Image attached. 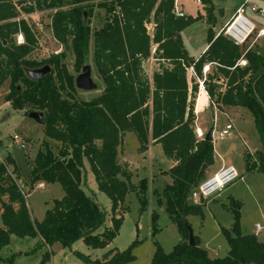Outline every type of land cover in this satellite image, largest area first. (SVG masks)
I'll return each mask as SVG.
<instances>
[{
    "label": "trees",
    "instance_id": "trees-1",
    "mask_svg": "<svg viewBox=\"0 0 264 264\" xmlns=\"http://www.w3.org/2000/svg\"><path fill=\"white\" fill-rule=\"evenodd\" d=\"M213 1L201 0L204 16L178 18L175 0H0V88L8 83L4 102L14 111L42 113L44 136L60 144L55 155L46 141L42 143L33 160L30 184L57 183L64 193L37 221L12 172L8 174L0 164V251L9 245L11 236L37 238L39 242L30 253L54 244L70 249L78 240L92 249L108 247L119 234L127 210L122 205L129 193L136 194L139 212L146 210L147 180L132 184L131 173L118 162L123 138L132 133L139 144L138 153L146 152L150 143L157 144L163 156L174 163L163 173L169 183L155 195L181 240L169 253L155 243L150 264H264V233L262 241L253 234H242L241 203L233 198L228 205L232 226L220 229L228 245L226 256L209 258L196 236L195 246L188 244L187 229L191 226L187 218H202L205 205L195 204L189 197L214 162L212 141L197 140L193 128L199 88L196 80L217 110L239 107L250 113L262 151L255 153V161L249 153L244 154L245 170L264 175V49L257 43L249 46L257 29L242 46L233 45L221 32L216 35L211 29L216 23ZM95 2L104 17L100 28L91 34L89 22L83 23V13L91 17ZM39 13H50L51 34L64 51L36 61L31 56L37 39L27 17ZM200 20L209 26L207 48L194 59L181 34ZM148 25H152L151 34ZM90 39L93 65L103 89L95 98L80 101L75 96V78L62 60L65 52H70L74 69L79 71ZM150 58L159 63V69L149 78L143 64ZM44 65L53 67L49 74L38 81L27 78V70ZM206 66L210 70L204 74ZM188 70L194 75L190 81ZM84 160L97 191L111 204L110 226L101 233L96 231L107 216L82 189ZM5 163L15 171L10 158ZM3 196H7V203L1 200ZM156 222L157 214L153 213V237L158 233ZM138 245L134 240L124 251L108 250L96 260L75 255L85 264H129L135 260L133 250ZM49 259L50 253L45 252L39 264ZM13 261V256L0 258L8 264Z\"/></svg>",
    "mask_w": 264,
    "mask_h": 264
},
{
    "label": "rangeland",
    "instance_id": "rangeland-1",
    "mask_svg": "<svg viewBox=\"0 0 264 264\" xmlns=\"http://www.w3.org/2000/svg\"><path fill=\"white\" fill-rule=\"evenodd\" d=\"M221 3L225 5L224 9L229 14V9L233 8L231 7L233 0H221ZM254 3L257 6H259L258 3H263L264 6V2L261 1H254ZM96 4L97 2L94 3L91 17L86 16V23L89 22L91 34L96 29L100 28L103 23L104 11L99 9ZM177 5L178 7H182L191 17L196 15L199 16L204 9V5L202 3L200 6L196 5L195 0H177ZM221 12V10H218L217 13L214 14L216 19L220 18L218 21L216 20V23L211 27L214 32H218L224 27H222V25L225 20L221 19L223 17ZM247 12L249 11H246V15L254 24H257L258 27L264 26V17H260L253 13L247 14ZM49 15L50 13H39L30 18L27 17V23L32 27L33 33L37 39V47L31 56L32 59L36 61L49 59L64 51L62 46L54 40L51 34L49 28ZM254 15H257V17ZM186 17L188 16L184 14V18ZM147 28L148 32L151 34L152 25H148ZM208 28L209 26H207L205 22H200L191 25L185 32L183 31L184 33L182 36L186 43L185 48L190 52V56L201 46L202 41L206 38V31ZM256 34L249 40L250 43L254 39H258L256 38ZM20 40L18 36L17 42ZM261 42L258 47H262L261 49L263 50L264 41L262 40ZM154 48L153 46L152 53ZM62 62L74 78L80 74L81 69L79 71H75L74 69V57L70 52H65V57ZM156 64L158 63L155 59H149L144 63L143 69L146 75L151 76L152 71L157 69V67H155ZM83 65H89L91 67V78L96 84V90L84 92L76 89L75 96L77 100L88 101L101 94L103 89V84L93 65L92 39H90L88 53ZM49 66L53 68L51 65ZM7 93L8 83L0 88V159L6 161L10 158L15 164V171H13L12 166H9V171L12 172L19 189L25 194V200L30 214L35 220L41 221L46 210L52 207L53 201L60 200L64 193L57 183H36L31 185L30 171L34 157L42 148V143L44 141L49 144L55 155L58 152L60 144L48 140L44 136L43 126L25 117L26 110H12L10 105L5 103L3 99ZM200 104L201 101L199 102V105ZM243 111L245 114L242 116V120L237 121L240 125L238 129L239 132L237 131L238 133H235L232 131L231 137L228 139L226 138L224 142H214L218 150L224 151L228 144H230L229 147H231L229 151L238 148L241 149L239 155L235 154L230 156L233 167L239 174L240 179L219 193V197L216 198L215 201H212V199L208 200V204L204 205L202 208V218L188 217V222L194 232L193 235L202 239V244L200 246L208 252L209 258L211 259L223 258L228 251V245L220 229H229L233 223L232 214L228 207L229 193L231 192L229 191L230 188L236 190L242 198V207L240 211L242 213L241 221L245 231L244 233H253L257 230L256 224H259L262 226V230L258 232V239L260 241L263 240L264 176L256 172L246 173L244 159V153L247 148L249 151L253 152V149L255 147L258 148V145H261V143L254 128L250 113L246 109ZM208 120L210 129L213 122L211 115H209ZM224 126L223 121H219V124L215 126L213 134L216 131H221ZM13 136L19 138L20 143L24 145L23 148L13 139ZM243 144L245 145L243 146ZM138 148L139 144L135 135L132 133L125 135L119 151L118 162L131 173L132 184L137 185L140 179L147 180L146 210L140 213V205L136 194L133 192L129 193L122 205V209L125 207L127 210L123 214L124 219L119 234L108 247L105 249H92L85 246L81 240H78L70 249L62 248L59 244H54L52 247H42L30 253L37 245V239H20L11 236L9 245L0 251V258L7 259L13 256L14 261L12 264H39L42 255L45 252H49L50 259L45 264H85L75 253L87 256L91 260L101 259L103 254L108 250L124 251L134 240H137L139 245L133 250L135 260L129 264H150L151 258L155 252V243L160 246L164 253H169L172 248L180 242L181 238L176 226L171 223L169 216L166 214L164 206L159 207L157 205V197L155 195L156 192L161 193L165 185L169 183V180L166 181L165 177L160 174L161 171L168 170V160L163 156L160 147L152 149L150 156L148 155L145 158L142 154L138 153ZM83 175V191L98 204L100 209L105 212L107 216L104 225L96 231V233H101L104 227L110 226V219L112 217L110 200L106 195L97 191L94 176L86 160H84ZM250 175L254 176L249 177ZM247 178L249 179L247 180ZM39 185H42V187H39ZM1 200L5 203L8 202L7 196H3ZM14 207L16 206L14 205ZM153 213L157 214L156 223L158 228V233L154 237L151 235V219ZM0 227H2L1 216ZM0 264L8 263L1 262Z\"/></svg>",
    "mask_w": 264,
    "mask_h": 264
},
{
    "label": "crops",
    "instance_id": "crops-1",
    "mask_svg": "<svg viewBox=\"0 0 264 264\" xmlns=\"http://www.w3.org/2000/svg\"><path fill=\"white\" fill-rule=\"evenodd\" d=\"M244 1L245 0H233V4H232V6L231 7H233V8H230L229 9V11H230V13L228 14L227 13V11L224 9V4L223 3H221V0H214L213 1V5H214V7H215V12H214V14L215 13H217V11L218 10H221L222 11V20H225V22H224V24L222 25V27L231 19V17L234 15V13H235V11H236V9L242 4V3H244ZM254 1H259V0H254ZM253 1V2H254ZM262 2V1H261ZM258 7H260V8H263L264 9V6H263V3H258ZM174 7H175V9L177 10V11H181L182 13H184L185 15H187V16H191L190 14H187L186 12H185V10L182 8V7H178V5H177V0H175V5H174ZM248 13H251V12H247V14ZM254 14V13H253ZM200 16H204V11L203 12H201L200 14H199ZM258 15V14H257ZM257 15H254L255 17H257ZM197 16V15H196ZM196 16H193V17H196ZM260 16V15H259ZM260 17H264V15L263 16H260ZM220 18H218V19H216L217 21L219 20ZM200 22H202V23H204V20H200L199 22H197V23H200ZM197 23H195V24H197ZM195 24H193V25H195ZM255 26H256V29L257 30H260V29H264V26H260V27H258L257 26V24H255ZM221 27V28H222ZM187 30V29H186ZM186 30H184V32L186 31ZM221 30H219L218 32H214L216 35H218L219 34V32H220ZM184 32H182V34L184 33ZM181 34V35H182ZM182 38H183V36H182ZM264 41V36H262V37H259L257 40H253L251 43H250V45L249 46H253V44L254 43H257L258 45H259V43L261 42V41ZM183 42H184V45H185V47H186V43H185V41H184V39H183ZM262 43V42H261ZM206 48H207V42H206V38L204 39V41H202V44H201V46L198 48V49H196L195 51H194V54L192 55V56H190V52L188 51V54H189V56L190 57H192V58H194V59H197L205 50H206ZM150 59H153V58H150ZM148 61V60H147ZM157 62V61H156ZM158 63V62H157ZM144 65V64H143ZM155 67H157V69H155V70H153L152 71V73L154 72V71H157L158 69H159V63L158 64H156L155 65ZM210 70V68H209V66H206L205 67V69H204V74H206L208 71ZM152 75V74H151ZM149 78L151 77V76H148ZM187 77H188V80L190 81L191 79H194V75H193V73H192V70H188V72H187ZM197 81V83H199V88H198V91H197V93H196V95H195V99H194V115H195V120H194V124H193V128H194V131H195V133H196V131L197 130H199L200 132H202L204 135L209 131V120H208V118H209V115H211L212 116V120H213V122H212V126L211 127H213V131H214V129H215V126H216V124L218 125L219 124V121H223V123H224V125L226 126V125H228V124H230L231 126H232V131H234L235 133H238L239 131H238V129H239V127H240V125L238 124V120H242V116H244V108H239V107H223V108H221V110H217L211 103H210V101H209V99H208V97H207V95H206V93H205V91H204V88H203V86H202V83L200 82V81H198V80H196ZM189 86H191V84L189 83ZM203 94V95H202ZM202 97V100H200L201 101V104L199 105L198 104V100H199V98H201ZM198 106V107H197ZM224 126V127H225ZM222 130V129H221ZM232 131H231V133H232ZM238 131V132H237ZM216 132H219V131H216ZM231 137V134H230V136L228 137V138H230ZM227 138V139H228ZM226 141V140H225ZM214 142H219V141H212V145H213V153H214V162H213V164L208 168V170H207V172H206V174H207V176H211V175H213V174H215L221 167H224V166H230V167H233V164H232V160H231V155H239L240 153H241V149L240 148H238V149H233L232 151H229V148H231V147H229L230 146V144H228V145H226L227 146V148L226 149H224V151H222V150H218L217 148H216V144H214ZM222 142H224V141H222ZM245 144H243V146H244ZM261 145L259 144L258 145V148H254L253 149V152H251V151H249V149L247 148L246 149V152L247 153H249V155L251 156V159H252V161H255V153H257V152H260L261 150H262V146L260 147ZM158 147H160L159 145H157V144H151L150 143V145L148 146V149H147V151L146 152H144L143 154H142V156L145 158L146 156H150V152H151V150L152 149H154V148H158ZM235 153H234V152ZM245 152V153H246ZM244 153V154H245ZM168 165H169V168H168V170L171 168V167H173L174 166V163L172 162V161H169L168 160ZM234 168V167H233ZM168 170H165V171H161L160 172V174L162 175V176H164L165 177V179H166V181H168L169 180V178L167 177V176H165V175H163L162 173L163 172H166V171H168ZM254 172H256L257 174H260V175H263V174H261V173H259V172H257V171H254ZM247 173V172H246ZM253 173V172H252ZM252 176H254V175H250L249 177H252ZM264 176V175H263ZM249 178H247V180H248ZM233 185V184H232ZM229 191H231L230 193H229V198H233L234 200H237V201H239L240 203H241V207H242V198H241V196L237 193V191L236 190H234V189H229ZM219 197V194L216 196V197H214V198H212V201H215L216 200V198H218ZM208 204V201H206L205 202V205H207ZM241 209V208H240ZM240 213H241V211H240ZM0 214H1V210H0ZM187 220H188V218H187ZM242 213L240 214V227H241V232H242V234L243 235H255V236H259V234H258V232L259 231H261L262 230V226L261 225H259V224H256V226L258 225L261 229L260 230H255L253 233L252 232H246V233H244L245 231H244V229H243V224H242ZM263 223H264V219H263ZM230 229V228H229ZM257 229V228H256ZM194 233V232H193ZM247 233H249V234H247ZM199 240H200V245L202 244V239H200L198 236H196ZM37 239V238H36ZM38 240V239H37ZM38 242H39V240H38ZM2 259V258H1ZM1 263V262H0Z\"/></svg>",
    "mask_w": 264,
    "mask_h": 264
},
{
    "label": "built area",
    "instance_id": "built-area-1",
    "mask_svg": "<svg viewBox=\"0 0 264 264\" xmlns=\"http://www.w3.org/2000/svg\"><path fill=\"white\" fill-rule=\"evenodd\" d=\"M253 1L254 0H245L244 3H242L236 9L234 15L220 31L223 37H225L235 46L244 45L256 30L254 22L246 15V11L248 10L249 12L258 14L260 16L264 15V9L258 7ZM259 1L264 2V0ZM195 3L196 5L200 6L201 0H195ZM174 14L178 18H184V13L177 11L175 7ZM262 36H264V29L257 31L256 38ZM19 38L21 40L18 43H21L22 37L19 36ZM242 65H244V62H242ZM231 131L232 126L228 124L221 131L215 132L214 134L212 132V141H225L226 138L230 136ZM195 135L197 140H202L204 138V134L199 130L196 131ZM13 139L18 144H20L21 148L24 147V145L20 143V140L17 136H13ZM0 164L5 165L7 173L11 175V172L9 171L10 165H7L3 159H0ZM239 179L240 176L233 167H221L215 174L207 176L206 179L198 186V188L191 192L189 199L195 204L206 202L216 197L219 193L234 184ZM256 228L257 230L261 229L258 225Z\"/></svg>",
    "mask_w": 264,
    "mask_h": 264
},
{
    "label": "water",
    "instance_id": "water-1",
    "mask_svg": "<svg viewBox=\"0 0 264 264\" xmlns=\"http://www.w3.org/2000/svg\"><path fill=\"white\" fill-rule=\"evenodd\" d=\"M86 16L87 13H83V23L86 24ZM5 42H3V45ZM51 71V67L49 65H44L41 68L34 69V70H27L26 76L28 79L32 81H38L43 78L45 75L49 74ZM74 86L77 90L88 92L96 90V84L91 78V67L89 65H83L81 67V72L79 75L76 76L74 80ZM25 117L34 120L37 124L43 126L44 125V118L43 114L35 111H29L25 113ZM212 132L213 127L209 129V131L204 135L203 140L207 142L212 141ZM264 151V149H263ZM188 244L191 247L195 246V240L193 231L190 227H188Z\"/></svg>",
    "mask_w": 264,
    "mask_h": 264
},
{
    "label": "bare ground",
    "instance_id": "bare-ground-1",
    "mask_svg": "<svg viewBox=\"0 0 264 264\" xmlns=\"http://www.w3.org/2000/svg\"><path fill=\"white\" fill-rule=\"evenodd\" d=\"M202 95H203V94H202ZM200 100H202V97L199 98V100H198V104H199ZM197 107H198V106H197ZM39 187H42V185H39Z\"/></svg>",
    "mask_w": 264,
    "mask_h": 264
}]
</instances>
